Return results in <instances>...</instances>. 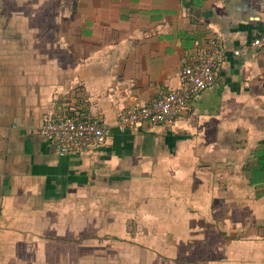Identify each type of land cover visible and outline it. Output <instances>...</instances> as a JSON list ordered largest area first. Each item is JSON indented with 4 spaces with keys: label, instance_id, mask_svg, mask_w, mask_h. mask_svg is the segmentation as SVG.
I'll list each match as a JSON object with an SVG mask.
<instances>
[{
    "label": "crops",
    "instance_id": "obj_1",
    "mask_svg": "<svg viewBox=\"0 0 264 264\" xmlns=\"http://www.w3.org/2000/svg\"><path fill=\"white\" fill-rule=\"evenodd\" d=\"M263 31L264 0H0V264L134 227L191 264H264V47L231 52ZM210 38L226 55L175 126L119 128ZM65 117L105 142L60 154L39 126Z\"/></svg>",
    "mask_w": 264,
    "mask_h": 264
},
{
    "label": "built area",
    "instance_id": "obj_2",
    "mask_svg": "<svg viewBox=\"0 0 264 264\" xmlns=\"http://www.w3.org/2000/svg\"><path fill=\"white\" fill-rule=\"evenodd\" d=\"M264 47V31L247 45L232 49L233 55ZM227 49L217 39L210 38L194 53L181 59L178 71L179 85L175 90H162L148 104H134L118 118V126L126 129L143 122L160 123L167 128L176 125L186 101L196 96L215 81V69L223 61ZM133 100H137L134 96ZM39 132L60 154L85 153L91 146L102 145L109 133L104 125L91 121H76L65 117L58 120L45 119Z\"/></svg>",
    "mask_w": 264,
    "mask_h": 264
},
{
    "label": "rangeland",
    "instance_id": "obj_3",
    "mask_svg": "<svg viewBox=\"0 0 264 264\" xmlns=\"http://www.w3.org/2000/svg\"><path fill=\"white\" fill-rule=\"evenodd\" d=\"M126 229L129 230L128 227ZM138 231L139 227H134L130 234L131 238L127 240L112 241L106 238L104 241L81 243L54 240L31 242V251L27 255L29 257L26 259L15 257L12 260L14 264H191L193 261L194 257L190 259L184 256L185 259L182 256L177 257V253L183 251V243H179V249L171 252L174 256L170 257L167 253L172 249L162 241V235L152 236L145 233L141 236ZM135 237L142 241H136ZM148 247L154 249L157 247L158 256L154 253L145 254ZM17 249L16 253L22 255V246L18 245Z\"/></svg>",
    "mask_w": 264,
    "mask_h": 264
}]
</instances>
